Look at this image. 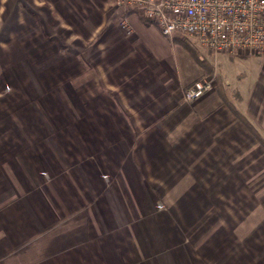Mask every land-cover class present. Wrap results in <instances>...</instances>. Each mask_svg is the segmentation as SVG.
Here are the masks:
<instances>
[{
    "label": "crops",
    "instance_id": "crops-1",
    "mask_svg": "<svg viewBox=\"0 0 264 264\" xmlns=\"http://www.w3.org/2000/svg\"><path fill=\"white\" fill-rule=\"evenodd\" d=\"M116 11L0 0V264H264V53L244 85Z\"/></svg>",
    "mask_w": 264,
    "mask_h": 264
},
{
    "label": "built area",
    "instance_id": "built-area-1",
    "mask_svg": "<svg viewBox=\"0 0 264 264\" xmlns=\"http://www.w3.org/2000/svg\"><path fill=\"white\" fill-rule=\"evenodd\" d=\"M118 24L132 33L126 14L140 12L167 38H195L213 55L264 53V0H112ZM212 80L194 81L183 92L191 103L213 88Z\"/></svg>",
    "mask_w": 264,
    "mask_h": 264
},
{
    "label": "rangeland",
    "instance_id": "rangeland-1",
    "mask_svg": "<svg viewBox=\"0 0 264 264\" xmlns=\"http://www.w3.org/2000/svg\"><path fill=\"white\" fill-rule=\"evenodd\" d=\"M174 39V38H172ZM185 42H187L193 50H197L201 54L204 53L203 49L201 48L199 42L195 38H184L181 37ZM194 52V51H193ZM209 53V52H208ZM194 54H196L194 52ZM212 57H216L217 55H213L209 53ZM197 55V54H196ZM263 55V54H262ZM198 56V55H197ZM233 60L230 63V73L233 76H242L244 79V85H248L252 82V85L254 83L255 78L259 74L261 63L263 62V58L258 56L249 55L246 53H237L232 55ZM219 70H221V66L216 61V66L214 65L213 70L209 72L208 78L212 80L213 88L217 85H220L222 82V75L219 73ZM221 72V71H220ZM253 90V87H252ZM256 132V131H255ZM257 137L252 134V137H254L255 140H257L260 144V146L264 149V141L259 137V134L256 132Z\"/></svg>",
    "mask_w": 264,
    "mask_h": 264
},
{
    "label": "trees",
    "instance_id": "trees-1",
    "mask_svg": "<svg viewBox=\"0 0 264 264\" xmlns=\"http://www.w3.org/2000/svg\"><path fill=\"white\" fill-rule=\"evenodd\" d=\"M146 22H148V20L146 19L145 20ZM199 61V63L201 64V65H203L204 66V63L202 62V61H200V60H198ZM238 116V118L240 119V121L248 128V130H250V132L254 135V136H256L257 137V134H256V132L254 131V129L251 127V126H249V124L247 123V121L245 120V119H243L242 117H240L239 115H237Z\"/></svg>",
    "mask_w": 264,
    "mask_h": 264
}]
</instances>
